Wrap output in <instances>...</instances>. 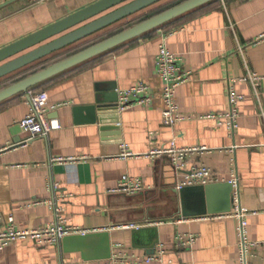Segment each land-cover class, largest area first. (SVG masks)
<instances>
[{"label":"crops","instance_id":"0c3cea01","mask_svg":"<svg viewBox=\"0 0 264 264\" xmlns=\"http://www.w3.org/2000/svg\"><path fill=\"white\" fill-rule=\"evenodd\" d=\"M97 1L14 0L0 7V47ZM178 1L160 0L1 77L0 88ZM263 33L264 0L201 5L39 84L36 88L49 98L48 118L59 127L26 143L18 123L28 111L22 93L0 102V217L11 214L17 228L41 227L55 219L50 204L55 202L63 207L68 225L94 234L78 244L75 239L65 245L62 240L11 243L0 251V264H107L111 256L102 257L105 253L124 249L143 257L156 254L159 244L165 250L160 260L141 264H239L237 207L244 213L248 240L264 241V43H254ZM162 41L181 69L190 72L174 93L185 120L170 126L162 123L163 81L156 72ZM254 72L261 76L257 95L248 81L234 84L243 98L229 132L210 115L228 111L231 79ZM139 82L149 86L150 103L123 110L117 102L97 104L96 95L111 93L110 84L117 94ZM103 125L107 128L101 130ZM171 139L195 149L181 170L169 156L149 153L167 148ZM122 145L131 156H120ZM202 165L210 168L212 180L181 192L177 185ZM123 175L140 179L142 189L114 191ZM178 233H193L197 239L179 248ZM246 260L264 264V245L251 247Z\"/></svg>","mask_w":264,"mask_h":264},{"label":"built area","instance_id":"2783aa9c","mask_svg":"<svg viewBox=\"0 0 264 264\" xmlns=\"http://www.w3.org/2000/svg\"><path fill=\"white\" fill-rule=\"evenodd\" d=\"M254 43H264V33L258 36ZM156 72L163 81V87L161 90V98L163 102L162 107V123L166 126L175 124L178 121H183L185 118L180 114L178 104L175 99V89L186 82L188 79L189 71H183L179 65L178 57L171 52L166 44L162 41L158 46L156 54ZM261 76L254 73H248L244 77L237 79H231L227 88L226 93L228 97V111L221 115H210L218 124H222L229 132H232L235 128L236 120L239 116L238 103L243 98L241 93H238L234 89V84L237 80L248 81L252 87V92L257 95V86ZM28 105V111L25 116L19 120V126L25 137L22 140L23 143L34 140L38 137H47L50 130L57 128L58 123L55 120L48 118V95L45 90L40 88L32 87L22 93ZM117 105L119 110H123L135 103L147 104L152 101L153 95L149 86L144 82L136 83L133 86L119 90L117 93ZM54 107V106H52ZM120 156L128 157L132 153L125 146H121ZM1 150V148H0ZM195 149L182 148L176 145L174 140H170L168 147L166 148H153L149 151L151 155L163 154L169 156L170 161L174 164L177 170H181L185 167V158L188 152H192ZM184 180L177 185L178 189L183 187H189V185L200 184L206 185L210 182L211 171L207 165L199 166L192 170L188 175L184 176ZM120 182L114 191H124L128 194L137 193L142 189V181L135 179L127 175L121 176ZM232 185H235L234 180H230ZM56 187V185H55ZM234 202H239V195L235 192L232 194ZM59 199H63L62 195L58 196ZM53 204V211L55 219L52 222L46 223L41 227L36 228H17L15 225V219L13 216L7 215L0 217V251L10 245L11 243H17L19 241H32L35 245H48L58 242L62 238L74 234L80 233L85 234L86 232L78 229L73 225L67 224V219L64 217V209L61 205L55 202ZM237 213L235 216L239 219L237 224V236H238V263L247 264L246 257L251 247H255L259 244L264 245V241L251 242L248 240L247 231L245 229L246 221L244 219V213L236 208ZM131 227H136L130 225ZM197 239L196 234H182L178 233L175 236V245L179 248L190 247ZM119 249H122L121 245H117ZM165 250L162 245H158L156 254L148 256H137L130 254L126 250H122L115 255H111L110 260L107 264H141L148 263L154 260H160Z\"/></svg>","mask_w":264,"mask_h":264},{"label":"water","instance_id":"95a60500","mask_svg":"<svg viewBox=\"0 0 264 264\" xmlns=\"http://www.w3.org/2000/svg\"><path fill=\"white\" fill-rule=\"evenodd\" d=\"M13 1L7 0L1 3L0 7ZM158 1L160 0H98L77 12L31 32L29 35L14 40V42L0 47V78L32 65L33 62L64 49L67 45L82 40V38L127 18ZM211 1L214 0H184L167 7L166 10L136 22L128 28L116 32V34L99 40V42L91 44L76 53L66 56V58L55 61L42 69L32 72V74L15 80L14 83L0 88V102L38 86L69 68L113 50L123 43L133 40V38L144 35L166 24L168 21L183 16L185 13L198 9L201 5ZM115 88L114 84H110L108 89L111 93L101 92L97 94V104L106 103L116 106L118 96ZM97 90L99 91L100 89L97 87ZM101 121L103 122V120ZM105 128L107 126L103 125L101 130ZM15 143L17 144V142ZM189 188H192V185L183 187L180 190L183 192ZM90 236H94V234L89 232L85 234L74 233L61 240L63 245L71 239H75L78 244L79 241L83 242ZM110 256L111 254L108 252L102 257L109 258Z\"/></svg>","mask_w":264,"mask_h":264},{"label":"trees","instance_id":"16d2710c","mask_svg":"<svg viewBox=\"0 0 264 264\" xmlns=\"http://www.w3.org/2000/svg\"><path fill=\"white\" fill-rule=\"evenodd\" d=\"M182 1H184V0H182ZM179 2H181V1H178V2H175V3H171V4H169L167 7H170V6H172V5H175V4H177V3H179ZM167 7H165V8H161L160 10H158L157 12H154L153 14H150V15H154V14H156V13H159V12H161V11H163V10H166L167 9ZM148 18V17H147ZM144 19H146V18H144ZM144 19H142V20H144ZM141 21V20H140ZM125 29V28H124ZM121 30H123V29H120V30H118V31H121ZM117 31V32H118ZM100 40H102V39H100ZM94 44V43H93ZM87 47V46H86ZM83 49V48H82ZM46 67V66H45ZM42 68H44V67H42ZM42 68H40V69H42ZM37 70H39V69H35V70H32V72H34V71H37ZM20 71V70H19ZM17 72H18V70H17ZM32 72H30V73H24V74H22V75H19V76H17L15 79H13V80H11L10 82L11 83H14L15 82V80H18V79H20V78H22V77H25V76H27V75H29V74H32ZM11 83H9V84H11ZM37 86H35V88H36Z\"/></svg>","mask_w":264,"mask_h":264}]
</instances>
